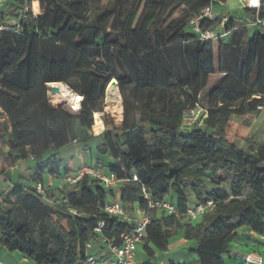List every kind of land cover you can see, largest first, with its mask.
Instances as JSON below:
<instances>
[{
  "label": "trees",
  "instance_id": "trees-1",
  "mask_svg": "<svg viewBox=\"0 0 264 264\" xmlns=\"http://www.w3.org/2000/svg\"><path fill=\"white\" fill-rule=\"evenodd\" d=\"M34 1L40 15L23 16L25 4ZM224 2L141 0L136 12L133 0H8L1 7L0 23L20 20V27L17 33L0 32V146L11 163L31 159L34 166L31 184L0 192V250L19 253L32 264H84L85 246L95 243L99 222L116 244L131 230L103 213L107 198L144 208L142 188L154 200L171 202L179 214L213 203L195 223L151 213L138 247L142 264H151L156 253L167 254L177 236L195 244L192 264H224L233 254L231 244L240 241L239 230L264 234V136L249 137L238 147L227 133L231 117L264 108V30L243 42L240 32L247 29H234L230 22V35L218 41L216 67L214 42L200 41L188 27L205 8ZM244 11L254 20V11ZM259 17L264 18V7ZM216 73L221 77L205 105L195 101L185 109L179 85L189 82L196 96ZM113 80L122 96L123 120L115 126L105 119L104 130L94 136L76 119L88 102L92 115L103 113ZM56 83L84 98L78 113L50 106L46 85ZM195 105L207 112L201 128L182 122ZM94 138L100 140L96 154L114 164L90 166L124 182L106 190L84 177L72 187L48 188L51 204L43 202L32 184L45 185V174L65 177L60 151ZM132 175L138 182L130 181Z\"/></svg>",
  "mask_w": 264,
  "mask_h": 264
},
{
  "label": "built area",
  "instance_id": "built-area-1",
  "mask_svg": "<svg viewBox=\"0 0 264 264\" xmlns=\"http://www.w3.org/2000/svg\"><path fill=\"white\" fill-rule=\"evenodd\" d=\"M8 0H0V7H2ZM240 3V10L254 11V20H247L242 27L250 30V28H259L264 30V18L259 17V11L264 7V0H238ZM226 2V0H225ZM218 3V7L205 8L201 13L194 18H191L188 22L189 30L192 34L197 36L200 41L203 42H218L224 41L228 38L230 31L229 23L232 19L225 11L226 4ZM38 3V2H37ZM32 4H25L23 9V16L27 13H31L33 17L40 15L32 11ZM216 22L211 28H203L205 23ZM20 27V20L5 21L0 23V32H12L17 33ZM252 34V33H251ZM63 85V84H62ZM69 92L70 97L66 99L61 95V91L57 94H51L49 84L46 85L48 103L55 110L65 109L69 113H78L81 109L84 98L81 95L73 93L65 85H63ZM259 111L264 108L258 107ZM102 116L103 113L94 114ZM207 117V112L198 105L185 111L183 113L182 122L186 127L201 128L204 125V120ZM98 118V117H97ZM104 130V127H100V132L93 135L97 136ZM72 145H77L75 142ZM88 177L92 181L96 182L106 190H116L124 181L119 180L116 175L112 173H103L99 170L92 168L91 166L82 167L65 177H62L67 186L72 187L76 185L81 179ZM0 180L4 181L5 176L0 175ZM131 182H138L135 175L131 176ZM31 184V183H30ZM29 185V184H28ZM25 185V186H28ZM33 190L35 194L46 203H50L47 198L48 186L39 182L33 183ZM142 199L145 203L144 208H140L137 205H132L130 208L123 206L119 201L110 197L105 201L102 211L110 217L118 220L122 223L131 225V230L127 233H122L119 236L120 243L116 244L113 240L107 238L105 233V224L99 222L94 229L97 235L94 244L88 243L85 246V262L84 264H137L138 261V247L146 238L147 226L150 223V214L153 212H164L167 215L174 216L175 218H184L190 223L197 222L204 214L213 207L211 201H207L203 204L192 206L186 210L184 214H179L175 206L168 200H154L145 188L141 189ZM72 215H76L74 211L70 212ZM242 264H264V259L257 253H247L241 257Z\"/></svg>",
  "mask_w": 264,
  "mask_h": 264
},
{
  "label": "rangeland",
  "instance_id": "rangeland-1",
  "mask_svg": "<svg viewBox=\"0 0 264 264\" xmlns=\"http://www.w3.org/2000/svg\"><path fill=\"white\" fill-rule=\"evenodd\" d=\"M38 4V3H37ZM141 4V0H133V8L135 9V12L138 10L139 6ZM37 7V6H36ZM1 9V7H0ZM32 11L34 13H39V4L36 10H34L33 4H32ZM228 15L232 19V25L234 29H237L238 27L242 26L243 24L246 23V21L249 19L247 13L244 10H240V8L236 5L235 0H230V9L228 10ZM132 27L136 25V22H132ZM256 31H262V29L259 28H250L246 30L245 33L240 32L242 35V40L243 42H246L251 38V33H255ZM230 35V34H229ZM220 43V42H219ZM218 42L212 43V50H213V60L215 63V66H218V62L220 60V47H219ZM109 55V51H108ZM224 60V57H222ZM101 63L105 65L106 61L105 58L101 60ZM219 79V75L216 73L213 76L209 77L207 86L206 88H203L202 90L197 88V94L198 95H193L191 93V87L189 82H184L179 85L180 90L182 91L183 94V103L185 109L190 108L191 105L195 102L198 101L200 105H205L206 98L208 95V92L212 89L213 86L216 85L217 81ZM116 82V81H115ZM116 88L118 92V100L116 101H108L107 100V89L105 92V98H104V108H103V115L106 116V118H103V115H97L94 117V114L90 112V109H92V104L90 102L87 103L84 108V110L81 113V116L76 119V123L80 128H83L87 131H92L95 134H98L100 132V127L105 128V119L107 123L113 124L115 126H119L123 120V114H122V96L119 93V88H118V83L116 82ZM98 114V113H96ZM2 115L0 114V119ZM98 117V118H97ZM66 118L63 117V119ZM207 118V117H206ZM250 120H253V117H250ZM247 122L249 124H247ZM251 122V121H250ZM249 120L246 122H240L236 120L234 123L230 124L227 132H228V137L231 140L235 141V138L240 139L241 137L243 138V141L245 139L252 137L256 141H260L263 136H264V112H262V115H260V118L257 119L255 122L250 123ZM98 123V124H97ZM236 142V141H235ZM100 143V140L98 138H94L90 141L87 142L85 145H78L76 146V150H78V153L80 154L79 157L75 156V153L73 152V149H70L68 147L63 148L60 151V159H61V167L64 168V166L71 162V164L74 167H79V166H90L93 164L98 165V167H102L104 169H107L109 166L113 165L114 162L110 157H100L96 154V147ZM240 144V142H238ZM27 165V164H26ZM31 167L34 166V164H30ZM1 173L3 170L0 171ZM18 176V175H17ZM65 188H68L67 185L64 186ZM118 189V188H117ZM117 192V196H118ZM188 201L192 205L194 204L193 196L188 195ZM130 208V206H127ZM238 237L240 238V241L237 242L239 247L235 248V250L238 252L234 251V256L226 257L224 259V264H240L239 261V253H243V249H241L243 246H251L253 247L256 253L260 254L264 258V240H260L258 237L251 235L250 232L247 229H242L237 232ZM181 239L180 236L175 237L172 239L169 243L170 249L174 247V245L177 243V241ZM233 246L235 244H231V248L233 249ZM138 252L140 253V248L138 249ZM141 254V253H140ZM157 261L165 259L166 255L165 254H158L156 253ZM176 257V254L171 251L169 253V257ZM195 259V257H194ZM158 262H156L157 264ZM0 264H32L31 262L23 259L18 253H9L4 249L0 250ZM161 264H169L166 260L163 261ZM183 264H188V263H183ZM192 264V262L190 263Z\"/></svg>",
  "mask_w": 264,
  "mask_h": 264
},
{
  "label": "crops",
  "instance_id": "crops-1",
  "mask_svg": "<svg viewBox=\"0 0 264 264\" xmlns=\"http://www.w3.org/2000/svg\"><path fill=\"white\" fill-rule=\"evenodd\" d=\"M235 3L240 8L239 1L235 0ZM225 4H226V7L224 9L226 12H228V10L230 9V0H226ZM37 7H38V4H37ZM220 77H221V75H219V78ZM262 112H264V109L261 111H258L257 114L247 116V117L233 116V117H231L229 126L232 123V121L234 123L236 120H238L240 122H246L247 120H249V122L250 121L255 122L257 119L260 118V115H262ZM250 117H253V120H250ZM0 120L2 121V119H0ZM247 124H249V123L247 122ZM231 141L234 142L238 147H243L245 145L242 137L240 139H237V137H236L235 138L236 142L234 140H231ZM238 142H240V144H238ZM76 146L77 145H70V146H68V148L73 149L75 156L79 157L80 154L78 153V150H76ZM6 152H7V148L4 145H1L0 146V171L3 170V172L2 173L0 172V175L3 174L5 176V180L4 181L0 180V192H7L14 185H28L31 183L30 178L33 176V168L30 166V164L32 163L31 159H27V160H23V161H16V162L11 163L9 161V159L7 158ZM82 167H87V166L81 165V166L76 168L71 164V162H69L64 166L63 169H65L67 171V173L70 174V173H72V172H74V171H76ZM43 181H44V184L47 185L51 189H59L60 190V189H63L64 186L66 185V183L64 182L62 177H59V178L58 177H52V176L47 175V174L44 175ZM249 232L251 235L258 237L260 240H264V234L259 235V234L252 232V231H249ZM237 246L239 247L238 244H236L233 247V249H232L233 254H234V251L237 252L235 250V248H237ZM194 249H195V244L193 242H185L182 239H179L172 249H170V245H169V251L167 254H165L166 255L165 259L157 261L156 260L157 255H155L154 259L151 261V264H156V262H158L157 264H161L165 260L169 264H183L185 262L188 264H190L191 262L193 263L196 260V258L194 259L195 256H191L190 253ZM241 249H243L244 252L239 253L240 264H242V261H241L242 255H245L247 253H252L255 250L253 247L247 246V245L243 246ZM171 251H173V253L176 254V257H174V256L169 257V253ZM231 257H232V255L230 256V258ZM225 258L226 257H224V259ZM23 259H25V258H23ZM137 259H138L137 264H142L145 261V257L140 253H138ZM224 259H223V262H224Z\"/></svg>",
  "mask_w": 264,
  "mask_h": 264
},
{
  "label": "bare ground",
  "instance_id": "bare-ground-1",
  "mask_svg": "<svg viewBox=\"0 0 264 264\" xmlns=\"http://www.w3.org/2000/svg\"><path fill=\"white\" fill-rule=\"evenodd\" d=\"M37 2H33L34 10H36ZM49 87H55L61 91V95L65 97L66 99H69L70 92L60 83L56 84H49ZM107 100L108 101H116L118 100V92L116 88V82L113 80L110 82L109 86L107 87ZM98 124V123H97Z\"/></svg>",
  "mask_w": 264,
  "mask_h": 264
},
{
  "label": "water",
  "instance_id": "water-1",
  "mask_svg": "<svg viewBox=\"0 0 264 264\" xmlns=\"http://www.w3.org/2000/svg\"><path fill=\"white\" fill-rule=\"evenodd\" d=\"M58 92H59V90L57 88H55V87H51L50 88V93L51 94H57ZM232 256H234V254H232Z\"/></svg>",
  "mask_w": 264,
  "mask_h": 264
}]
</instances>
